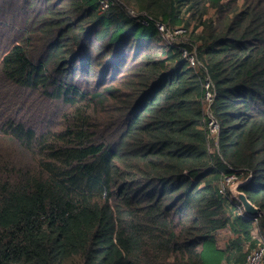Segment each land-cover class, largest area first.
I'll return each instance as SVG.
<instances>
[{
    "label": "trees",
    "instance_id": "1",
    "mask_svg": "<svg viewBox=\"0 0 264 264\" xmlns=\"http://www.w3.org/2000/svg\"><path fill=\"white\" fill-rule=\"evenodd\" d=\"M101 1L0 0L20 24L0 43V264L245 263L264 246V0Z\"/></svg>",
    "mask_w": 264,
    "mask_h": 264
},
{
    "label": "built area",
    "instance_id": "2",
    "mask_svg": "<svg viewBox=\"0 0 264 264\" xmlns=\"http://www.w3.org/2000/svg\"><path fill=\"white\" fill-rule=\"evenodd\" d=\"M108 7V5H106ZM106 7V8H107ZM105 9V8H104ZM159 30L162 33L167 32L165 27L162 25H158ZM168 33V32H167ZM183 55L188 58V61L192 67H197V60L196 55H188V53L184 50ZM204 97H203V106L202 112L204 115V119L206 121V128L209 133V139L218 143V137L220 133V125L216 120L212 107L214 105L216 99V91L212 80L210 79L209 75L207 74L204 79ZM236 182V179L231 177L226 180V185H230ZM243 264H264V246L257 248L250 252L247 256L246 262Z\"/></svg>",
    "mask_w": 264,
    "mask_h": 264
},
{
    "label": "rangeland",
    "instance_id": "3",
    "mask_svg": "<svg viewBox=\"0 0 264 264\" xmlns=\"http://www.w3.org/2000/svg\"><path fill=\"white\" fill-rule=\"evenodd\" d=\"M109 3H110V0H102L101 1L102 9L106 8L107 7L106 5H109ZM17 18L18 17L15 14L11 13L8 9H5L4 12L0 11V21H2V22H0V27H2V29H3L2 31L0 30V43L2 41L6 40L5 33L3 31L16 32V28L20 26V24L15 23V20ZM163 34L165 37L164 43L168 46H171L175 43H184V41L182 42V40H181V38L185 39L183 37V35H184L183 31H175V32H168V33L165 32ZM190 55L195 56V52L191 53ZM211 150L213 151V147H211ZM237 185H238V182H234L233 184L231 183L228 186L230 187V190L232 189L234 191V190H237V188H236ZM254 233L255 234L258 233V230H255ZM229 235L230 234L227 232H224L223 234H221L220 240H219V246L220 247L224 248L227 245V243L229 242Z\"/></svg>",
    "mask_w": 264,
    "mask_h": 264
},
{
    "label": "water",
    "instance_id": "4",
    "mask_svg": "<svg viewBox=\"0 0 264 264\" xmlns=\"http://www.w3.org/2000/svg\"><path fill=\"white\" fill-rule=\"evenodd\" d=\"M238 187V185H237ZM236 187V188H237ZM231 193L233 194V196L235 197V199L238 200V202L242 205L243 210L246 214L250 215V216H257L260 212V210L254 206L245 196V194L240 193L238 190H232L231 189Z\"/></svg>",
    "mask_w": 264,
    "mask_h": 264
}]
</instances>
